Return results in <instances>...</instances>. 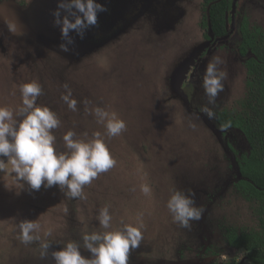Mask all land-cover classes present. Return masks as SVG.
<instances>
[{
    "label": "rangeland",
    "instance_id": "1",
    "mask_svg": "<svg viewBox=\"0 0 264 264\" xmlns=\"http://www.w3.org/2000/svg\"><path fill=\"white\" fill-rule=\"evenodd\" d=\"M37 1L0 0V106L20 105L18 86L35 80L43 89L37 104L49 107L62 122L53 130L57 147L64 150L67 131L82 139L100 132L117 163L85 186L86 199L66 198L58 186L32 190L17 180L11 165L0 170V264H54L50 254L40 258L41 241L20 242L21 220H37L42 241L53 245L51 252L70 240L82 243L85 233L102 231L96 217L105 205L114 229L121 220L143 224L129 264H251L247 251L227 242L229 229L258 226L253 204L237 186L242 177L235 156L248 152V142L238 131L217 128V114L245 99L248 68L232 40L196 66L200 47L213 41L205 0H97L107 11L98 14L97 26L84 39L70 33L75 43L69 52L31 31L36 23H54L56 7L47 3L37 10ZM239 3L249 27L264 34V0ZM5 20L17 23L16 34ZM214 55L225 61L221 67L228 75L224 91L209 105L202 82ZM194 68L195 77L183 90ZM65 84L77 101L76 111L61 99ZM97 106L116 112L126 131L108 138L91 114ZM204 106L212 109V118L201 111ZM0 159L7 162V157ZM142 185L150 193H143ZM174 189L194 193L195 205L203 209L190 228L173 222L166 207ZM48 231L52 235L45 237Z\"/></svg>",
    "mask_w": 264,
    "mask_h": 264
},
{
    "label": "clouds",
    "instance_id": "2",
    "mask_svg": "<svg viewBox=\"0 0 264 264\" xmlns=\"http://www.w3.org/2000/svg\"><path fill=\"white\" fill-rule=\"evenodd\" d=\"M107 11L97 0H60L52 13L54 26L59 27L61 39L59 45L63 52H69V45L75 43L70 33L75 32L80 39L98 23V14ZM62 13H65L62 15ZM9 32L17 33V23L5 20ZM225 61L214 55L207 64L202 87L208 104L214 105L216 98L224 91L226 70L222 69ZM21 104L15 108L0 106V157H7V162L0 159V170L11 165L18 181L25 182L32 190L39 191L42 186H58L69 199H86L84 189L102 173H107L116 166L100 132L91 138H79L74 131H67L63 136L64 150L57 147L54 129L61 126L57 113L47 106L37 104L43 94L40 83L33 80L19 86ZM66 94L61 99L72 111L77 110V101L72 98V91L64 85ZM201 111L209 118L214 116L211 108L204 106ZM91 114L97 123L103 124L108 138L120 136L126 131V123L116 112H109L99 106ZM143 193H150L148 185H142ZM194 193H185L174 189L167 201V209L173 222L182 228H190L192 221L202 218L203 209L195 205ZM102 231H92L81 236V242L70 240L60 250L51 251L52 243L39 235L40 224L37 220H21L18 224L19 237L24 245L36 241L40 243V258L47 259L49 254L54 264H129L130 251L140 246L143 224L133 225L120 221L121 227L113 228V214L110 206L105 205L96 217ZM45 237L52 235L46 232ZM81 249L91 253V257L82 255Z\"/></svg>",
    "mask_w": 264,
    "mask_h": 264
},
{
    "label": "trees",
    "instance_id": "3",
    "mask_svg": "<svg viewBox=\"0 0 264 264\" xmlns=\"http://www.w3.org/2000/svg\"><path fill=\"white\" fill-rule=\"evenodd\" d=\"M233 1L205 0L209 13L206 25L211 27L217 38L229 32ZM239 7L240 3L236 14L237 29L231 40L246 59L247 95L236 108L224 109L217 114V127L238 131L248 142L247 153L239 156L235 152L242 177L237 186L246 200L253 204L258 226L229 229L227 242L236 250L247 251L251 264H264V34L249 27Z\"/></svg>",
    "mask_w": 264,
    "mask_h": 264
},
{
    "label": "water",
    "instance_id": "4",
    "mask_svg": "<svg viewBox=\"0 0 264 264\" xmlns=\"http://www.w3.org/2000/svg\"><path fill=\"white\" fill-rule=\"evenodd\" d=\"M149 1L150 0H148V3H149ZM239 1L240 0H234L233 1V10H232V32L235 30V26H236V21H237L236 14H237V10H238ZM59 2H60V0H38L34 4V6H35V9L38 10L41 6H43V5L45 6L47 3H49L50 5L53 4V6L57 8V5H58ZM136 19H134L132 21V23ZM29 21L31 22V19H29ZM30 27L32 29L31 31L35 34V36L38 39H41V40L45 41L48 44L51 43V44H54V45H60V42H61V33H60V30L57 29L56 26H54V23L53 24H49L48 26L45 25V26H42V27L38 26L37 23H36V25H32ZM229 36L230 35H227V38ZM214 127H216V126H214ZM235 161L237 163L236 156H235ZM237 165H238V163H237ZM238 171H239V173L241 175L239 165H238Z\"/></svg>",
    "mask_w": 264,
    "mask_h": 264
},
{
    "label": "flooded vegetation",
    "instance_id": "5",
    "mask_svg": "<svg viewBox=\"0 0 264 264\" xmlns=\"http://www.w3.org/2000/svg\"><path fill=\"white\" fill-rule=\"evenodd\" d=\"M236 29H237V21H236L235 30L233 32H232V23L229 26V32L227 35H230V36L228 38H227V35L217 38L216 35L213 33L211 27H209V36L210 38L213 39V41L210 46H207L205 48H202L203 46L200 47L201 55H200V59H198L197 61L196 66H199L203 62L204 58L209 57L213 53L214 49H216V47L219 46V44L229 42L231 40V37L236 33ZM193 70L194 71L192 72V74L189 76V78L185 81L184 85L182 86L183 90H187L191 79L195 77V74H196L195 68Z\"/></svg>",
    "mask_w": 264,
    "mask_h": 264
}]
</instances>
